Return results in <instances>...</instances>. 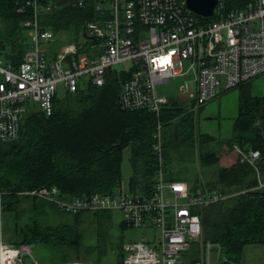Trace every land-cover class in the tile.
Wrapping results in <instances>:
<instances>
[{"label": "trees", "instance_id": "trees-1", "mask_svg": "<svg viewBox=\"0 0 264 264\" xmlns=\"http://www.w3.org/2000/svg\"><path fill=\"white\" fill-rule=\"evenodd\" d=\"M222 2L224 14L240 8L239 0ZM21 6L19 0H0V58L15 67L31 44L29 29L24 25L31 19L30 11H21ZM93 17L91 6L63 7L42 15L41 26L57 37L48 47L49 56L53 59L69 42L84 45L80 52L85 53V46L90 45L83 42L81 34L85 23ZM64 35L65 40L58 38ZM128 76L110 69L102 87L86 82L75 93L67 92L64 98L56 95L52 115L40 110L30 112L16 141H0V186L5 192L1 228L6 243L15 248L23 244L50 246L57 255L50 264H101L105 248L111 243V213H69L55 203L26 193L57 187L62 200L110 194L125 185L122 163L127 148L131 149V187L145 189L153 184L158 169L155 133L159 122L163 126L164 170V163L173 162L180 151L186 155L194 148L196 126L178 101L170 99L159 116L147 110L127 111L121 107L120 92ZM250 83L235 88L240 90L239 111L230 139L220 143L198 134L201 164L217 165L218 169L215 173L208 171L206 175H214L208 182L197 179L190 186L191 192L201 189L204 194L223 197L192 211L201 218L204 242L221 244L223 255L236 264L241 263L248 246L264 245V95H254ZM214 143L218 150L206 149L207 144ZM235 146L260 152L259 178L255 168L241 162L238 155L232 156ZM57 216L62 217V223L54 222ZM86 221L96 230L94 246L84 243L82 224ZM119 228L122 231L126 225L120 223ZM123 245L120 237L118 264H123Z\"/></svg>", "mask_w": 264, "mask_h": 264}, {"label": "built area", "instance_id": "built-area-1", "mask_svg": "<svg viewBox=\"0 0 264 264\" xmlns=\"http://www.w3.org/2000/svg\"><path fill=\"white\" fill-rule=\"evenodd\" d=\"M28 8L31 44L19 66L0 58V141L19 138L21 124L32 111L53 113L58 88L75 93L81 84L102 87L110 69L127 73L120 92L124 110H147L159 116L169 99L157 87L187 74L188 104L201 107L218 95L264 75V0H239L240 8L224 14L219 1L211 18L199 16L185 6L186 0H19ZM94 17L83 27L93 44L65 43L52 59L48 47L56 42L54 32L44 29L40 17L63 7L85 9ZM85 43V42H84ZM158 169L153 184L133 190L128 182L110 194L65 201L57 187L27 192L55 203L69 213L118 212L134 229L155 228L158 241L128 242L123 245V264H236L223 255L221 244L203 240L201 218L193 213L222 200L220 194L191 192L184 182L166 184L161 127L155 134ZM240 161L257 171L259 151L235 146ZM260 187L263 183L259 179ZM166 192L170 195L166 198ZM0 186V228L2 200ZM200 242L198 247H195ZM5 255L4 259L1 257ZM22 249L0 240V264H23Z\"/></svg>", "mask_w": 264, "mask_h": 264}, {"label": "rangeland", "instance_id": "rangeland-1", "mask_svg": "<svg viewBox=\"0 0 264 264\" xmlns=\"http://www.w3.org/2000/svg\"><path fill=\"white\" fill-rule=\"evenodd\" d=\"M92 12V10H91ZM93 13V12H92ZM213 19V18H210ZM66 36H59L61 40H65ZM91 45L94 41H85ZM193 80L192 74H187L184 76L177 77L176 79H172L168 84L160 85L157 87L158 95L169 96L170 98H176L179 94H186L188 92V83ZM250 89L254 95H264V75L260 76L250 83ZM67 94L66 90L63 89V86H60L57 91L58 98H64ZM239 89H233L230 91H226L220 95H218L212 101L206 103L205 105L198 107L194 105V102L191 104L183 105V109L186 111L188 117L195 124V143L194 148L190 149L188 154L183 155L180 151L176 154V158L173 162L168 163L164 166H167V169L164 170L165 182L169 184L170 182L177 181H188L189 186L195 182V180H199V182L206 183L211 180L214 175H206L208 171H213V173L217 172L218 166L214 165L212 167H203L199 160L200 155V147L198 134L205 135L204 138L213 139L215 142H222L227 139H230L233 135V129L235 125L236 118L238 116L239 111ZM39 110H35L32 112H38ZM29 114L26 115L24 119L27 118ZM180 119V118H179ZM179 119L177 121H179ZM176 121V122H177ZM158 127H161V142L163 138V126L159 122ZM157 127V131H158ZM156 131V133H157ZM155 133V134H156ZM203 138V139H204ZM5 143V142H4ZM216 147V148H214ZM218 145L207 144L206 149L208 150H218ZM188 151V149H187ZM192 152V153H191ZM184 157V158H183ZM131 158V149L127 148L123 154V163H122V174L124 178V182H128L131 184V180H129L132 176L133 169L130 163ZM158 165V164H157ZM129 180V181H128ZM142 186L141 184L139 187ZM142 188V187H140ZM138 189V188H137ZM170 195L166 192V198H169ZM71 201V200H65ZM83 212H91V211H83ZM113 215L114 221L111 230L109 231L110 242L107 244L106 255L102 258L101 264H118V254H119V238L122 237L124 243L128 242H140V241H150L154 239V241H158L160 233L155 228L148 229H134L126 226L122 231L119 228V224H126L121 215L118 212H110ZM64 214V213H63ZM62 217H55V223H62ZM82 230L84 234V243L88 246H94L97 243V235L94 227L91 226V222L86 221L82 224ZM0 240L4 245L12 246L5 242V238L2 236V228H0ZM195 247L200 245V242H197ZM18 249H22V263L23 264H50V262L57 257L54 249L50 246L43 245H20ZM69 264H84L80 263H69ZM85 264H95L94 261H88Z\"/></svg>", "mask_w": 264, "mask_h": 264}, {"label": "crops", "instance_id": "crops-1", "mask_svg": "<svg viewBox=\"0 0 264 264\" xmlns=\"http://www.w3.org/2000/svg\"><path fill=\"white\" fill-rule=\"evenodd\" d=\"M190 84H192V81H190ZM159 96L166 97L169 100L170 99H174V100L178 101L179 104L182 105V106L183 105L184 106L185 105H188V103L185 104L184 102L181 101V100H185L187 98L186 97V94H179V95L176 96V98H174V97L170 98L169 96H165V95H159ZM235 154L237 155V153L234 150L232 152V156L235 155ZM226 163L227 162H225V164ZM184 183H187V182H184ZM121 223H122V221H121ZM240 264H264V245H252V246H248L245 249L244 256H243L242 261H241Z\"/></svg>", "mask_w": 264, "mask_h": 264}, {"label": "water", "instance_id": "water-1", "mask_svg": "<svg viewBox=\"0 0 264 264\" xmlns=\"http://www.w3.org/2000/svg\"><path fill=\"white\" fill-rule=\"evenodd\" d=\"M219 1L220 0H186L185 6L187 9L199 16L211 18L215 13V9L217 8ZM83 37L90 39L85 32L83 33ZM181 101L187 104L188 99L186 98Z\"/></svg>", "mask_w": 264, "mask_h": 264}, {"label": "bare ground", "instance_id": "bare-ground-1", "mask_svg": "<svg viewBox=\"0 0 264 264\" xmlns=\"http://www.w3.org/2000/svg\"><path fill=\"white\" fill-rule=\"evenodd\" d=\"M1 257V256H0ZM5 258V255H3L2 257H1V259H4Z\"/></svg>", "mask_w": 264, "mask_h": 264}]
</instances>
